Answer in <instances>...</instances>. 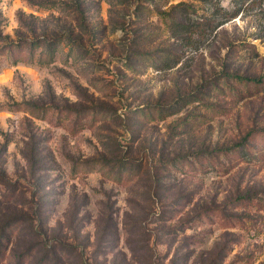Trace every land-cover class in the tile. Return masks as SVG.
<instances>
[{
    "label": "rangeland",
    "instance_id": "1",
    "mask_svg": "<svg viewBox=\"0 0 264 264\" xmlns=\"http://www.w3.org/2000/svg\"><path fill=\"white\" fill-rule=\"evenodd\" d=\"M0 264H264V0H0Z\"/></svg>",
    "mask_w": 264,
    "mask_h": 264
},
{
    "label": "trees",
    "instance_id": "2",
    "mask_svg": "<svg viewBox=\"0 0 264 264\" xmlns=\"http://www.w3.org/2000/svg\"><path fill=\"white\" fill-rule=\"evenodd\" d=\"M1 246V245H0Z\"/></svg>",
    "mask_w": 264,
    "mask_h": 264
}]
</instances>
